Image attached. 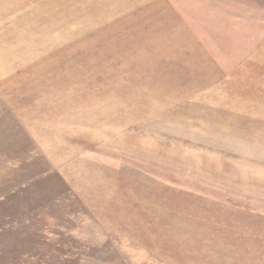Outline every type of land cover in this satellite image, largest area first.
<instances>
[{"label":"rangeland","instance_id":"374dc122","mask_svg":"<svg viewBox=\"0 0 264 264\" xmlns=\"http://www.w3.org/2000/svg\"><path fill=\"white\" fill-rule=\"evenodd\" d=\"M196 1L241 79L172 72L149 6L0 0V264H264V0Z\"/></svg>","mask_w":264,"mask_h":264},{"label":"crops","instance_id":"0c3cea01","mask_svg":"<svg viewBox=\"0 0 264 264\" xmlns=\"http://www.w3.org/2000/svg\"><path fill=\"white\" fill-rule=\"evenodd\" d=\"M199 2L196 0L195 2L194 0H130L129 6H149V9L146 10L152 11L155 16V26L153 29L167 30L169 34L171 32V35L176 33L177 39H175L174 42L159 44L160 49H162V46L165 49V51L161 50V53L165 54L163 61L170 62L172 72H185L186 77H193L194 74L200 76L202 73L205 74L202 75V78L205 80H210L211 76H209V73L212 72L213 80L218 79V81H212L209 85L210 87H220L222 83H225L227 80L230 81L231 79H235L236 77L241 79L243 70L241 60H238L236 63V59L234 58L231 63H236V65L226 68L219 56L210 52L209 41L205 42L203 39L204 33H201L194 27L195 22L192 21H195V16L191 15L187 7H193L191 3H195L194 6L197 7ZM236 18L237 17H228L225 18V20L227 19L228 22H232V24L235 25ZM236 53L237 52H234V54ZM260 54L261 59H264V44L260 46V49L253 56V60L250 59V62L252 63L255 60L259 63L264 62L258 59ZM159 61H161V59ZM256 68L263 69L256 71L264 72V66ZM177 76L178 75H176V77ZM255 85L262 89L264 87V76H258ZM208 93L209 92L204 89L201 91L197 90L196 94L205 95ZM257 94L258 95L251 101V109L255 111L257 119H264V91ZM262 124L264 125V123H260L259 125Z\"/></svg>","mask_w":264,"mask_h":264}]
</instances>
